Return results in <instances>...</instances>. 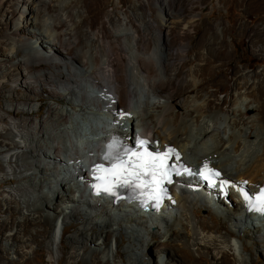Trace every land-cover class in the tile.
I'll return each mask as SVG.
<instances>
[{
  "label": "bare ground",
  "instance_id": "bare-ground-1",
  "mask_svg": "<svg viewBox=\"0 0 264 264\" xmlns=\"http://www.w3.org/2000/svg\"><path fill=\"white\" fill-rule=\"evenodd\" d=\"M85 3L0 0V21L7 26L0 35V92L6 98L0 100V215L6 216L0 219V248L12 257L4 264H34L31 254L36 259L38 247L46 249L48 264H88L97 257L101 263L136 264L140 255L131 244L150 245L159 220L163 237L153 243L193 258L245 264L244 252L251 254L254 247L264 252V226L245 215L242 199V192L256 191L264 180V73L237 69L233 79L232 71L219 68L215 62L226 41L208 43L203 36L196 43L190 31L197 34L202 24L195 25V8L144 1V9L162 14L152 24L140 19L135 5L112 15L98 12V0H91L92 16ZM256 55L264 60V45ZM230 81L223 116L208 89L225 90ZM108 120L142 130L162 148L176 147L190 165L221 170L229 203L212 206L197 195L173 192L176 205L172 208L171 200L162 206H171L166 216L174 215L172 223L166 216L133 217L139 214L131 212L132 205L89 203L83 198L86 183H75V189L70 183L76 182V171L86 178L88 152L97 147V141L81 142L109 130ZM71 229L74 234L66 235ZM124 237L128 263L116 259L122 258ZM232 240H247L250 247Z\"/></svg>",
  "mask_w": 264,
  "mask_h": 264
},
{
  "label": "rangeland",
  "instance_id": "rangeland-1",
  "mask_svg": "<svg viewBox=\"0 0 264 264\" xmlns=\"http://www.w3.org/2000/svg\"><path fill=\"white\" fill-rule=\"evenodd\" d=\"M81 1H84V3L85 1L87 2L85 3V7L87 8L89 14H91V12H93V8L91 7V0ZM144 1L147 0H98V12L105 11L109 14L112 13V15H117L120 12H126L128 9L132 8L135 5L134 10H137L138 14L142 16L140 17V19L143 22L155 24V20L161 18L162 14L159 12H157L158 14L153 13V11L148 8L144 9ZM162 2H165L166 4L175 8L180 6L183 8V11H185L189 7L195 8L197 9V11H199V15L194 18V20H196L195 25L197 23H201L202 25L198 29L197 34H193V31L191 30V36L195 38L196 43L197 41L201 40L203 36L206 39V42L210 41V43H212V41H217L218 43L222 39L223 41H226L224 46L221 48L223 51V55L219 57L215 64L218 65L219 68L229 69L230 71H232L231 77L233 79L236 78V76L234 75V71L237 69L242 70L245 74L259 72L264 73V60L256 55L257 49L259 50V47L264 45V0H175L174 3L170 2V0H162ZM154 7L155 6H151V9L157 10V8ZM91 15L93 16V14ZM180 18L183 21H186V14L181 15ZM6 29L7 26L0 21V35H2ZM204 30L206 31L205 35H203ZM44 40L45 38L42 37L40 38V41L35 42L36 39H34L33 42L41 43ZM213 45L214 43L212 44V48ZM198 48L199 54L202 53V45H198ZM209 49L211 48H208V53L210 52ZM209 54L213 55L212 52ZM193 56L194 53L190 54L189 57ZM213 60L214 59H212V61ZM53 61H57V59H53ZM195 64L196 63H194L192 66H195ZM215 79H221V77ZM232 84L233 81L228 82L226 84V89L222 91H216L219 88L217 86L208 89L210 93L215 94V98L218 99V101L220 102V112L223 114V116H225V113L227 112L225 103L229 100V94L232 89ZM61 91L63 92L62 89ZM193 95H195V93H193ZM188 96L189 95H185L181 98L186 99ZM5 99L6 98H4V92H0V100L5 102ZM239 107L241 109L244 108V106L242 105H240ZM45 110V107H43V111L41 114H44ZM70 186L75 189L76 184L74 183V181L73 183H70ZM77 194L78 193L75 192L76 198ZM60 195L61 194H59V196ZM57 206L58 205L56 204V209H54V213L58 210ZM138 216L141 215L134 214L133 217ZM160 216L166 215H157L155 216V220L161 219ZM4 217L6 216L0 215V219ZM166 218L168 220H171V223L174 219L172 215L170 217L166 216ZM221 220L224 221V219ZM65 223L71 224L72 221L66 218ZM160 223L161 222L159 220V224L155 223L152 225V227H154V235L155 232L159 234L158 236L156 235V239H152L150 241V245L145 246L141 243V241L134 242L131 244L132 248H134V250L140 255L139 261H137L136 264H216L211 257L202 256L201 258H199L195 256L193 258L187 252L181 249L175 250L172 249V247H167V249H165L160 244L153 243L158 241L160 242V240H162L164 225L162 226ZM226 224L224 227L231 226L228 223ZM112 226L115 227L116 225ZM133 226L136 231H139L136 232L137 234L145 235V231L143 229H140L135 224H133ZM72 234H74L72 229L66 232V235ZM146 237L148 238V240H150L147 235H145V238ZM110 241L112 242L110 248L112 249L113 254L115 255L117 250L114 245L115 239L111 237ZM232 241L236 242L237 246H239L240 248H242V246L250 247V244L247 240H242L241 242L237 240ZM128 246H130V244L127 241L126 237H124L123 242L119 246L122 258L120 259V257H117V261L123 260L124 263H128V258L126 256ZM33 247L34 250L37 249L35 244L33 245ZM38 249H40V251L36 255V259H34L35 254H31L32 263L48 264L46 249H44L43 247H38ZM254 249L255 250H253V252H250L251 254H249V252L243 253L245 258L247 259L245 264H249L250 259L253 260V264H260L262 262V259L264 258V252L259 247H254ZM89 251H91V249H89L88 252ZM8 258L11 259L12 257L3 254V251H1L0 248V264H4L7 262L9 263ZM13 258H18V256H13ZM103 261H106V259ZM88 264H112V262L101 263L97 257L94 262L89 261Z\"/></svg>",
  "mask_w": 264,
  "mask_h": 264
},
{
  "label": "snow or ice",
  "instance_id": "snow-or-ice-1",
  "mask_svg": "<svg viewBox=\"0 0 264 264\" xmlns=\"http://www.w3.org/2000/svg\"><path fill=\"white\" fill-rule=\"evenodd\" d=\"M146 143L144 140L139 141L141 147ZM117 147L121 149L123 155H121V151H115ZM108 150L104 159L109 161L111 167L97 164L93 168L94 178L98 181L97 184L93 185L97 194L99 195L103 192L115 197L117 189L128 187L132 188L133 191L140 189V196L138 198L142 202L144 198L158 202L160 194L163 192L162 184L165 180H169L170 177L166 162L173 150L168 149L164 153H152L147 150L142 153H130L129 150L123 149L122 145L115 138L108 145ZM125 156L128 157L127 160L124 159ZM184 171L191 174V170L187 168ZM200 176L212 186L214 178L219 177L220 173L208 169V166L205 165L200 170ZM224 184H227V181H221V185L223 186ZM242 195H244L250 209L264 213V189L261 190L260 195L255 199H251L243 192Z\"/></svg>",
  "mask_w": 264,
  "mask_h": 264
},
{
  "label": "clouds",
  "instance_id": "clouds-1",
  "mask_svg": "<svg viewBox=\"0 0 264 264\" xmlns=\"http://www.w3.org/2000/svg\"><path fill=\"white\" fill-rule=\"evenodd\" d=\"M60 230V229H59Z\"/></svg>",
  "mask_w": 264,
  "mask_h": 264
}]
</instances>
